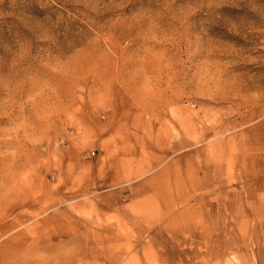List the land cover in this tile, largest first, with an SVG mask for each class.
<instances>
[{
    "label": "rangeland",
    "instance_id": "rangeland-1",
    "mask_svg": "<svg viewBox=\"0 0 264 264\" xmlns=\"http://www.w3.org/2000/svg\"><path fill=\"white\" fill-rule=\"evenodd\" d=\"M0 264H264V0H0Z\"/></svg>",
    "mask_w": 264,
    "mask_h": 264
}]
</instances>
